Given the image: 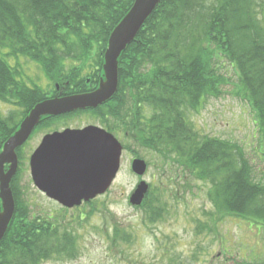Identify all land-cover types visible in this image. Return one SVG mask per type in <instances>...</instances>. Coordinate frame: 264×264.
Returning a JSON list of instances; mask_svg holds the SVG:
<instances>
[{"label": "trees", "instance_id": "16d2710c", "mask_svg": "<svg viewBox=\"0 0 264 264\" xmlns=\"http://www.w3.org/2000/svg\"><path fill=\"white\" fill-rule=\"evenodd\" d=\"M134 1L0 0V102L17 109L0 115V150L37 104L60 93L73 96L97 89L109 37ZM224 60L236 69L264 136V0H161L120 57L116 95L97 109L45 118L37 129L89 113L116 137L135 140L166 164L209 183L219 210L264 226V186L255 181L243 152L202 136L190 122V113L222 94L228 82ZM29 63L42 70L50 89L31 78L25 81L24 65ZM19 174L12 182L16 211L0 244V250L9 251L0 253V264H25L23 250L39 261L43 253L73 256V237H60L51 223L31 219L19 204ZM151 197L149 193L141 208L154 224L168 210L160 197ZM214 224L200 225L197 231H211ZM22 225L38 228L24 230ZM115 238L128 241L120 228H115ZM15 241L39 242V253L33 254L30 245H5Z\"/></svg>", "mask_w": 264, "mask_h": 264}, {"label": "rangeland", "instance_id": "374dc122", "mask_svg": "<svg viewBox=\"0 0 264 264\" xmlns=\"http://www.w3.org/2000/svg\"><path fill=\"white\" fill-rule=\"evenodd\" d=\"M222 63L228 81L222 94L206 99L198 112L190 113V122L202 136L236 145L252 168L255 181L264 186V136L260 124L236 69L225 60ZM24 68L25 81L31 78L42 89H50L37 65L29 63ZM29 84L34 85L31 81ZM16 110L0 102L2 118ZM99 121L89 113L53 121L51 126L38 129L22 148L20 174L15 182L19 204L28 210L31 219L51 223L60 237L65 233L73 237L75 245L73 256L64 253L57 258L58 255L47 257L43 253L44 258L37 264H264L263 225L219 210V204L210 197L209 183L194 179L175 164H166L132 139L114 135L127 147L121 169L109 191L91 204L67 210L39 192L32 182L29 162L42 138L66 129L103 128ZM134 158L147 164L142 178L131 170ZM141 181L149 185L151 200L160 197L167 206L168 212L160 222L150 224L146 209L129 204ZM208 224H214L211 231L198 233V226ZM115 228L128 236L127 242L115 238Z\"/></svg>", "mask_w": 264, "mask_h": 264}, {"label": "water", "instance_id": "95a60500", "mask_svg": "<svg viewBox=\"0 0 264 264\" xmlns=\"http://www.w3.org/2000/svg\"><path fill=\"white\" fill-rule=\"evenodd\" d=\"M160 3L161 0L134 1L109 37L102 68L104 75L95 91L37 104L3 145L0 151V244L16 211L11 184L19 170L17 151L27 143L43 118L97 109L116 95L120 57L135 42ZM123 150L114 135L96 126L48 134L30 158L33 184L64 208L80 207L109 191L120 172ZM147 168L141 159H135L131 165L132 172L140 178ZM148 193L149 185L141 181L130 196L129 204L141 207Z\"/></svg>", "mask_w": 264, "mask_h": 264}, {"label": "flooded vegetation", "instance_id": "af4514ba", "mask_svg": "<svg viewBox=\"0 0 264 264\" xmlns=\"http://www.w3.org/2000/svg\"><path fill=\"white\" fill-rule=\"evenodd\" d=\"M60 90V87L58 86V88H57V91H59ZM55 97H64L63 95H62V93H60V94H58L57 96H54L53 98H55ZM34 135V133L32 134V136ZM32 136H31V138H32ZM45 137V136H44ZM43 137V138H44ZM43 138H42V140H43ZM42 140H41V142H42ZM29 142V141H28ZM41 145V143L38 145V147ZM37 147V148H38ZM13 184V183H12ZM12 184H11V188H12ZM43 194V193H42ZM44 195V194H43ZM81 218H82V215H81ZM20 228L21 229H24V230H26V229H37L38 227H32V226H26V225H22V226H20ZM20 245V246H22V245H30V246H34L35 247V251H34V253L33 254H35V252L36 253H39V246H40V243L39 242H30V241H26V242H18V241H15V242H5V245ZM36 248H37V250H36ZM1 252V254L2 253H6V252H8L9 250H6L5 249V251L4 250H2V248H1V250H0ZM23 253L21 254V255H25L22 259H25V261H24V263L25 264H34V260H35V262H37V261H39V258L38 257H36V258H30V255H28L29 254V250H23L22 251ZM26 256H29V257H26ZM220 256V255H219Z\"/></svg>", "mask_w": 264, "mask_h": 264}, {"label": "bare ground", "instance_id": "6f19581e", "mask_svg": "<svg viewBox=\"0 0 264 264\" xmlns=\"http://www.w3.org/2000/svg\"><path fill=\"white\" fill-rule=\"evenodd\" d=\"M107 47H108V45H107ZM106 49H107V48H106ZM105 52H106V51H105ZM104 55H105V54H104ZM103 64H104V62H103ZM102 68H103V66H102ZM102 72H103V69H102ZM103 75H104V72H103ZM102 77H103V76H102ZM102 77H101V78H102Z\"/></svg>", "mask_w": 264, "mask_h": 264}]
</instances>
